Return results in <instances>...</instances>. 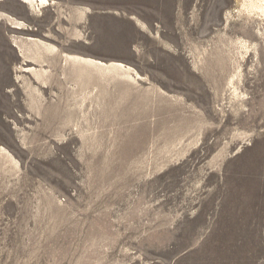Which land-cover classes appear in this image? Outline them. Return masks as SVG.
<instances>
[{"label":"rangeland","instance_id":"rangeland-1","mask_svg":"<svg viewBox=\"0 0 264 264\" xmlns=\"http://www.w3.org/2000/svg\"><path fill=\"white\" fill-rule=\"evenodd\" d=\"M46 1L0 0V264H264V17Z\"/></svg>","mask_w":264,"mask_h":264},{"label":"bare ground","instance_id":"bare-ground-1","mask_svg":"<svg viewBox=\"0 0 264 264\" xmlns=\"http://www.w3.org/2000/svg\"><path fill=\"white\" fill-rule=\"evenodd\" d=\"M26 1L29 4V7L31 9H39V7H42L45 4H47L46 0H26ZM234 4H235L234 11H236L235 14L237 15H241L244 13L248 17H264V0H234ZM76 34L79 35L78 32H76ZM30 46L31 48H28L26 50L24 48H21L20 46H18V48L20 50V54H22L24 58H28L34 62H38L42 59V52L40 53V51L42 50L44 51V53L57 52V49L55 47L51 45H47L40 41L31 40ZM240 46L242 49L248 50L250 45H248L247 41L241 40ZM26 52H29V53L32 52L31 57L26 56L25 55ZM65 59L71 62L72 65L84 64V65H87V66L93 67L94 69H99V70H113V71H124V72L129 71V68L119 63L115 65H110L109 67H105V66H102L101 63L94 61L92 59L79 58L76 56H71V57L66 56ZM42 62L43 61H41L40 63ZM28 72H30V75H32L37 81H40L43 84V78L46 74L44 70L29 69ZM27 86L30 87V83Z\"/></svg>","mask_w":264,"mask_h":264},{"label":"flooded vegetation","instance_id":"flooded-vegetation-1","mask_svg":"<svg viewBox=\"0 0 264 264\" xmlns=\"http://www.w3.org/2000/svg\"><path fill=\"white\" fill-rule=\"evenodd\" d=\"M147 1H149V0H147Z\"/></svg>","mask_w":264,"mask_h":264}]
</instances>
